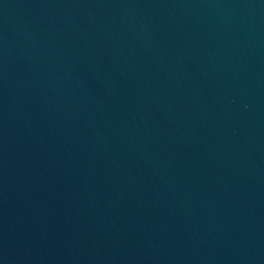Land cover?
<instances>
[{
	"label": "water",
	"instance_id": "95a60500",
	"mask_svg": "<svg viewBox=\"0 0 264 264\" xmlns=\"http://www.w3.org/2000/svg\"><path fill=\"white\" fill-rule=\"evenodd\" d=\"M0 264H264V0H0Z\"/></svg>",
	"mask_w": 264,
	"mask_h": 264
}]
</instances>
